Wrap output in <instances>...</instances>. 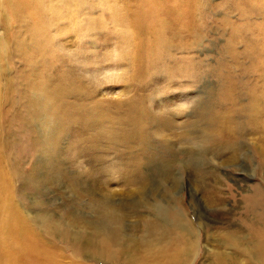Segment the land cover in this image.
Instances as JSON below:
<instances>
[{
	"label": "rangeland",
	"instance_id": "obj_1",
	"mask_svg": "<svg viewBox=\"0 0 264 264\" xmlns=\"http://www.w3.org/2000/svg\"><path fill=\"white\" fill-rule=\"evenodd\" d=\"M100 1L43 0L39 18L25 14L9 26L0 15V211L3 201L15 205L11 215L29 220L31 230L36 213L48 215L61 233L45 231L43 242L79 258L63 241L67 220L91 217L86 207L109 195L138 243L157 241L142 221L159 217L185 229L176 221L185 219L194 244L189 264H200L206 232L264 228V0H198L195 29L170 33L145 69L130 62L128 41L135 47L141 33H122L115 22L128 18V0ZM51 101L66 118L49 113ZM131 101L141 103L142 138L116 147L107 143L119 135L111 127ZM137 153L155 158L144 167L149 184L141 192L118 180ZM52 154L67 177L49 182ZM74 177L79 196L68 183Z\"/></svg>",
	"mask_w": 264,
	"mask_h": 264
},
{
	"label": "bare ground",
	"instance_id": "obj_2",
	"mask_svg": "<svg viewBox=\"0 0 264 264\" xmlns=\"http://www.w3.org/2000/svg\"><path fill=\"white\" fill-rule=\"evenodd\" d=\"M111 1L101 0L99 4ZM197 2L198 0L126 1L122 9H128V18L120 19L121 21L116 19L115 22L118 23L117 29L123 30L122 33H126L129 29L141 33L140 43H137L135 47L133 41H128L132 45L129 52L134 53L133 58L130 59L131 64L137 69H143L147 66L145 60L148 57L151 58L156 45L165 41L166 37L171 35L170 33L181 35L188 33L189 30L193 31L196 26L194 17ZM42 3L43 0H0L3 25L9 26L11 19L14 18L19 21L23 20L26 18L25 14L39 18L43 10ZM140 105L139 101L129 102L125 118L118 122L115 121L111 127L119 131V135L108 139L107 143L116 147H128L133 140L142 138V135L137 132V127L139 124L144 126L145 120V117H142ZM46 107L53 117L66 118L58 102L51 101ZM148 116H150L148 123L156 125L153 115ZM102 122L104 126L108 123V121ZM117 123H121L119 128ZM146 144L147 149L152 145L151 142ZM50 158L45 168L53 175L50 174L47 180L50 182L55 181L57 177L61 179L67 177L64 169L55 161L54 154ZM154 159V157L149 160L141 159L140 153L134 154L129 160L127 158L128 164L118 180H124L126 187L134 188L137 192L143 191L149 184V177L145 174L144 167L152 163ZM80 180L78 177L68 180L71 192H77V196H79ZM93 183H96L95 180ZM3 193L6 196L11 193L8 185L3 187ZM109 198L110 196L107 195L101 200L91 201V204L86 207L94 213L91 217L78 218L75 214H71L72 217H69L71 219L67 220L68 226L66 231H63V241L69 243L75 256L91 258L93 261L106 264H189V258L194 253V244L189 238L192 231L185 219H176L184 224L185 229L174 227L175 224L168 226L165 220L159 217L149 222L142 221L140 225L144 227L143 232L147 235L152 233V238L157 237V241L148 242V244L138 243L134 239L133 231L127 232L126 219L120 208L110 206ZM211 201L223 205L220 197L213 198ZM4 202L6 210L1 209L0 211V264H82L79 258L71 259V257L63 256L60 251H55L59 249L49 247L46 242H43L41 233L45 231L61 233L57 227L50 226L52 221L48 215L36 213L33 222L38 228L31 230L29 220L11 215L10 211L15 208V205ZM156 209L157 213L162 211L157 206ZM69 225L92 231V237L87 238L81 233H71ZM256 232L258 233L227 229L206 232L204 235L205 255L200 264H241L239 262L241 258L251 264H264V228H258ZM223 249H230L234 252L226 253L222 251Z\"/></svg>",
	"mask_w": 264,
	"mask_h": 264
}]
</instances>
